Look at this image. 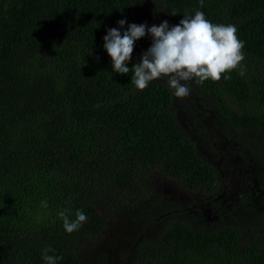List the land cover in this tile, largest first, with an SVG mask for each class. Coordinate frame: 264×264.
I'll return each instance as SVG.
<instances>
[{
  "label": "trees",
  "instance_id": "1",
  "mask_svg": "<svg viewBox=\"0 0 264 264\" xmlns=\"http://www.w3.org/2000/svg\"><path fill=\"white\" fill-rule=\"evenodd\" d=\"M197 10L245 42L231 79L177 98L164 78L138 90L113 71L109 28ZM212 153L255 181L229 194ZM63 209L87 221L69 234ZM46 246L57 264H264V0H0V264H45Z\"/></svg>",
  "mask_w": 264,
  "mask_h": 264
},
{
  "label": "clouds",
  "instance_id": "2",
  "mask_svg": "<svg viewBox=\"0 0 264 264\" xmlns=\"http://www.w3.org/2000/svg\"><path fill=\"white\" fill-rule=\"evenodd\" d=\"M199 3L203 7V0ZM117 23L123 28L126 21L120 19ZM146 34L152 38L151 45L130 69L127 63L131 60L135 42ZM103 40L113 71L119 74L131 71V83L138 90H144L153 80L164 78L177 98L190 94L188 82L193 79L201 84L207 80L218 82L222 77L231 79L224 74L239 68L245 58L242 51L245 42L239 39L237 27L234 24H214L199 10L191 16L183 15V19L172 26L164 20L150 27L144 23H129L123 33L118 28H109ZM239 74L244 75L243 71ZM58 216L69 234L87 221L86 214L80 209L76 210L75 219H70L68 209L61 210ZM54 251L51 246L42 250L45 264H57L62 259L48 254Z\"/></svg>",
  "mask_w": 264,
  "mask_h": 264
},
{
  "label": "rangeland",
  "instance_id": "3",
  "mask_svg": "<svg viewBox=\"0 0 264 264\" xmlns=\"http://www.w3.org/2000/svg\"><path fill=\"white\" fill-rule=\"evenodd\" d=\"M194 111L195 110H193L192 112ZM202 115H204L201 117L202 123L209 125V119L211 117L209 116L207 117V114L204 113ZM184 118L190 120L189 118H193V116H187V117L184 116ZM195 119H197L196 116ZM244 139H247V135L244 136ZM208 151L211 152V149H209ZM212 154L213 155H211V157L213 158V160L223 168L222 177L226 182L225 184L229 194L233 191L242 189V187L249 186L247 184L248 181H246L247 179L248 180L251 179L252 181H255L253 175L250 174L249 171L247 170L248 167L245 168L241 163V160H239L237 157L231 156V158L229 159L226 158L224 159L222 156H219L218 154H214V153ZM225 160L227 161L225 162ZM152 184L157 192H160L162 195L167 196L171 200H177L184 204H188L190 202V196L188 193L183 192L181 189H179L172 180L164 176H161L156 172H153Z\"/></svg>",
  "mask_w": 264,
  "mask_h": 264
}]
</instances>
